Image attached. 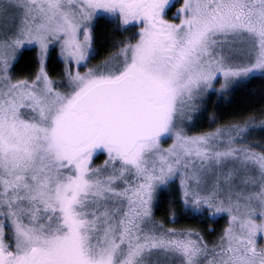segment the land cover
I'll return each instance as SVG.
<instances>
[{
  "label": "snow or ice",
  "instance_id": "snow-or-ice-1",
  "mask_svg": "<svg viewBox=\"0 0 264 264\" xmlns=\"http://www.w3.org/2000/svg\"><path fill=\"white\" fill-rule=\"evenodd\" d=\"M257 80L264 0H0V264H264Z\"/></svg>",
  "mask_w": 264,
  "mask_h": 264
},
{
  "label": "trees",
  "instance_id": "trees-1",
  "mask_svg": "<svg viewBox=\"0 0 264 264\" xmlns=\"http://www.w3.org/2000/svg\"><path fill=\"white\" fill-rule=\"evenodd\" d=\"M102 33V29H101ZM101 43L103 44V39L101 38ZM27 59V58H26ZM243 91H237L233 94L231 98L228 100L219 99L213 95L211 99L208 101V111L216 110L217 112H223L226 108L231 109L233 106L240 104V105H248L250 104L253 107H259L262 101L260 100L261 90L264 89V84H261L260 81H255L251 84H247L242 86ZM247 93V95H245ZM213 101H217L216 104H213ZM207 113H205V116ZM163 200L166 201V197H162ZM179 224H196L195 220H180L178 221ZM223 223V221H221Z\"/></svg>",
  "mask_w": 264,
  "mask_h": 264
},
{
  "label": "rangeland",
  "instance_id": "rangeland-1",
  "mask_svg": "<svg viewBox=\"0 0 264 264\" xmlns=\"http://www.w3.org/2000/svg\"><path fill=\"white\" fill-rule=\"evenodd\" d=\"M225 100H228L229 98H224Z\"/></svg>",
  "mask_w": 264,
  "mask_h": 264
}]
</instances>
